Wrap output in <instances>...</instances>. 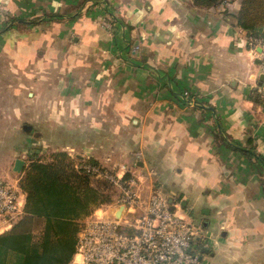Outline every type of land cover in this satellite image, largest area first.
<instances>
[{
	"label": "crops",
	"instance_id": "obj_1",
	"mask_svg": "<svg viewBox=\"0 0 264 264\" xmlns=\"http://www.w3.org/2000/svg\"><path fill=\"white\" fill-rule=\"evenodd\" d=\"M240 7L0 0V46L32 72L34 116H49L51 147L101 163L128 150L131 171L154 167L204 229L201 264H264V167L235 147L264 156V97L254 89L263 78L237 43L248 32Z\"/></svg>",
	"mask_w": 264,
	"mask_h": 264
},
{
	"label": "built area",
	"instance_id": "obj_2",
	"mask_svg": "<svg viewBox=\"0 0 264 264\" xmlns=\"http://www.w3.org/2000/svg\"><path fill=\"white\" fill-rule=\"evenodd\" d=\"M237 43H245L253 52L264 76V36L247 32L238 36ZM254 89L264 97V78ZM85 167L94 176L118 184L121 198L111 212L95 210L84 221L69 264H201V247L208 246L206 234L201 224L180 212L179 200H171L157 184L144 192L140 176L125 163L117 173L99 163ZM128 172L131 175L126 176ZM22 204L19 187L0 179V233L22 216Z\"/></svg>",
	"mask_w": 264,
	"mask_h": 264
},
{
	"label": "trees",
	"instance_id": "obj_3",
	"mask_svg": "<svg viewBox=\"0 0 264 264\" xmlns=\"http://www.w3.org/2000/svg\"><path fill=\"white\" fill-rule=\"evenodd\" d=\"M222 1L193 0L201 7L216 6ZM234 16L238 25L250 34L264 36V0H241ZM217 125L223 131L219 118ZM235 147L258 159L264 167V156L254 146ZM87 163L98 164V161L93 157L74 156L65 149L49 156L35 153L29 157L19 180L26 194L24 213L0 233V264L71 262L85 217L112 202V194L107 190L111 184L87 170ZM129 175L130 172L126 173Z\"/></svg>",
	"mask_w": 264,
	"mask_h": 264
},
{
	"label": "rangeland",
	"instance_id": "obj_4",
	"mask_svg": "<svg viewBox=\"0 0 264 264\" xmlns=\"http://www.w3.org/2000/svg\"><path fill=\"white\" fill-rule=\"evenodd\" d=\"M139 48L138 45L134 47L135 50H139ZM31 74L32 72L29 68L23 71L13 66L11 57L0 46V179L10 182H15V177H20L23 172V170L19 172L14 169L17 158H23L28 164L29 157L35 153L49 156L52 152L61 150L50 145V134L55 136L56 133L44 130L45 127L48 129L49 116H47L45 123L44 119L42 124L36 122L39 120L34 116L36 101L33 99L32 94L34 87L33 76ZM42 102L43 104L46 102L48 107L49 100L45 101L43 99ZM40 104L42 105V103L38 102V105ZM42 116L44 118V115ZM70 135L76 138V135H72V133ZM61 137L63 138L62 140L67 139L66 135ZM123 142H125L124 139ZM26 163L24 166H26ZM98 163L114 173L120 172L119 166L123 163L127 164L130 168L136 167L134 157L131 156L128 150L119 151L115 156H112L111 160L106 159L103 163L99 161ZM140 171L133 172L140 176V183L144 192L148 191L152 187V184L162 186L163 181H161L159 173L154 167H147ZM261 174L264 176V171ZM98 178L105 179L111 184V187L109 186L107 190L112 194V202L101 205L96 210H99V213L111 212L121 198V188L118 184L107 178ZM261 179L264 186V177ZM101 208L104 211L100 210ZM181 212L190 221L195 222L189 213L183 212V210ZM89 216L85 217L84 221ZM195 223L199 225L200 222L196 221Z\"/></svg>",
	"mask_w": 264,
	"mask_h": 264
},
{
	"label": "water",
	"instance_id": "obj_5",
	"mask_svg": "<svg viewBox=\"0 0 264 264\" xmlns=\"http://www.w3.org/2000/svg\"><path fill=\"white\" fill-rule=\"evenodd\" d=\"M261 77L264 78L263 75ZM24 165H25V160L23 158L19 157L15 161L14 169L19 171V172H21L23 170V168H24ZM120 208H122V207H120Z\"/></svg>",
	"mask_w": 264,
	"mask_h": 264
},
{
	"label": "bare ground",
	"instance_id": "obj_6",
	"mask_svg": "<svg viewBox=\"0 0 264 264\" xmlns=\"http://www.w3.org/2000/svg\"><path fill=\"white\" fill-rule=\"evenodd\" d=\"M122 209L123 207L118 209V214H121Z\"/></svg>",
	"mask_w": 264,
	"mask_h": 264
}]
</instances>
